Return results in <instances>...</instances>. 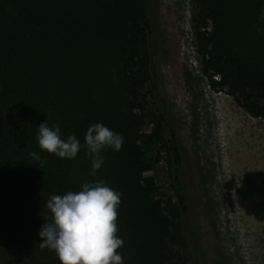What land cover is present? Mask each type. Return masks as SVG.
Here are the masks:
<instances>
[{
    "label": "trees",
    "instance_id": "trees-1",
    "mask_svg": "<svg viewBox=\"0 0 264 264\" xmlns=\"http://www.w3.org/2000/svg\"><path fill=\"white\" fill-rule=\"evenodd\" d=\"M192 4V38L210 89L264 121V0ZM160 53L153 0H0V264H60L39 247L46 201L96 181L121 193L123 264H187L178 177L175 203L163 208L147 175L160 157L149 162L143 149L158 145L171 172L180 165L174 134L163 137L164 115L151 110L152 97L167 98ZM45 122L59 125L64 140L76 135L75 159L41 153L37 128ZM96 123L124 140L119 152L102 153L92 174L84 135Z\"/></svg>",
    "mask_w": 264,
    "mask_h": 264
},
{
    "label": "rangeland",
    "instance_id": "rangeland-1",
    "mask_svg": "<svg viewBox=\"0 0 264 264\" xmlns=\"http://www.w3.org/2000/svg\"><path fill=\"white\" fill-rule=\"evenodd\" d=\"M161 38L159 67L167 98L152 97L164 115L163 137L173 133L176 172L159 146L144 147L154 162V201L175 203L177 175L187 206L180 219L187 264H264V121L233 98L210 89L201 73L190 19L192 0H153ZM151 131L146 123L142 133Z\"/></svg>",
    "mask_w": 264,
    "mask_h": 264
},
{
    "label": "clouds",
    "instance_id": "clouds-1",
    "mask_svg": "<svg viewBox=\"0 0 264 264\" xmlns=\"http://www.w3.org/2000/svg\"><path fill=\"white\" fill-rule=\"evenodd\" d=\"M37 146L41 153L61 159H75L81 144L76 135L66 140L60 136V126L47 122L38 128ZM123 136L96 123L84 135L86 157L91 159L92 174L104 164L106 149L119 152ZM39 161L40 156L30 154ZM42 166V161H41ZM121 193L104 181L84 183L78 191L50 196L45 207L49 216L38 230L39 247L54 252L60 264H123L118 251L123 239L117 236V208Z\"/></svg>",
    "mask_w": 264,
    "mask_h": 264
}]
</instances>
